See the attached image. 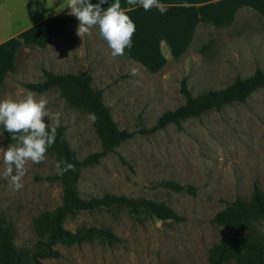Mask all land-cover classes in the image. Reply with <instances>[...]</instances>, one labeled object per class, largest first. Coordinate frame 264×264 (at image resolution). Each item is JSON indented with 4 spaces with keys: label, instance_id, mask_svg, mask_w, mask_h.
Returning a JSON list of instances; mask_svg holds the SVG:
<instances>
[{
    "label": "rangeland",
    "instance_id": "obj_1",
    "mask_svg": "<svg viewBox=\"0 0 264 264\" xmlns=\"http://www.w3.org/2000/svg\"><path fill=\"white\" fill-rule=\"evenodd\" d=\"M78 26L39 44L18 43L0 78V101H19L29 92L37 100L45 97L49 116L44 121L55 125L60 114L64 136L80 159L100 147L88 114L66 102L55 88L35 92L22 83L40 80L42 68L89 74L117 126L134 132L81 167L75 184L78 195L149 197L163 201L183 219L133 215L121 206L79 210L63 219L65 228L103 227L117 239L56 244L61 255L44 258L43 264H208L207 247L231 233V228L210 222L213 213L235 197L247 198L254 184L264 193V85L243 101L205 110L178 125L168 123L149 133L136 129L183 101L181 78L196 94L222 87L255 67L264 68V15L240 8L223 23H197L183 50L150 65L125 55L114 57L98 25L82 38ZM16 145L4 133L0 136V225L8 228L16 246L31 248L39 237L36 216L60 202V184L52 177L58 162L48 151L44 162L29 161L23 188L16 191L4 178L3 162L4 151ZM165 179L192 184L195 192L164 187L160 182Z\"/></svg>",
    "mask_w": 264,
    "mask_h": 264
},
{
    "label": "trees",
    "instance_id": "obj_2",
    "mask_svg": "<svg viewBox=\"0 0 264 264\" xmlns=\"http://www.w3.org/2000/svg\"><path fill=\"white\" fill-rule=\"evenodd\" d=\"M205 46V44L201 45L200 49L203 51ZM41 71L43 77L40 80L25 81L22 85L35 92L55 88L58 95L70 105L87 114L95 113L97 120L92 125L100 147L79 159L64 136L63 126L57 128L55 143L47 151L53 153L57 162L66 161L75 165V170L68 171L63 176L58 175V169L53 173L52 177L60 184V202L52 209L44 210L36 216L34 227L39 237L33 247L16 246L11 240L8 228L0 225V264H43L44 258L61 255L56 244L79 243L94 237L108 242L117 239L116 234L103 227L82 226L75 230L65 228L62 224L63 219L79 210L121 206L133 215L144 214L161 220L183 219L182 214L163 201L149 197H128L114 193L87 198L78 195L75 184L81 167L96 162L101 155L112 151L134 131L117 126L109 108L103 102L101 88L91 85L89 74L54 72L47 68H42ZM262 85H264V68L260 67H255L246 76L234 77L222 87L208 88L196 94L190 92L184 78H181L179 91L183 101L173 108L162 110L149 126L139 127L136 131L149 133L168 123L178 125L180 120L197 116L205 110L219 108L233 101H243L251 91ZM0 127L2 129V126ZM4 134L8 140H11L12 134L7 132ZM160 183L175 191L191 194L195 192V186L189 183H179L171 179L162 180ZM210 222L231 228V233L207 247L205 257L208 264L230 262L264 264V193L256 184L252 186L247 198L235 197L216 210L210 217Z\"/></svg>",
    "mask_w": 264,
    "mask_h": 264
},
{
    "label": "crops",
    "instance_id": "obj_3",
    "mask_svg": "<svg viewBox=\"0 0 264 264\" xmlns=\"http://www.w3.org/2000/svg\"><path fill=\"white\" fill-rule=\"evenodd\" d=\"M93 4L99 0H91ZM116 0H107L105 10ZM167 5L161 14L153 7L145 11L139 4L120 0L121 10L136 25L130 47L124 55L143 65L177 55L200 22L223 23L240 8L254 9L264 15V0H159ZM68 0H0V78L11 65L12 50L21 41L46 42L63 34L79 22L69 15ZM96 27V26H95ZM94 26L90 29L95 28Z\"/></svg>",
    "mask_w": 264,
    "mask_h": 264
},
{
    "label": "clouds",
    "instance_id": "obj_4",
    "mask_svg": "<svg viewBox=\"0 0 264 264\" xmlns=\"http://www.w3.org/2000/svg\"><path fill=\"white\" fill-rule=\"evenodd\" d=\"M107 0H99L93 4L91 0H68L69 15L79 21L77 35L81 38L90 34L93 26H99L100 36L107 41L112 50V55L122 56L126 47L131 46L132 36L136 31V25L131 18L121 10L120 0L105 8L102 7ZM129 5L141 6L145 11L157 8L161 14L167 11V5L159 0H127ZM48 101L41 96L38 100L34 93L29 92L22 100L5 99L0 101V126L4 132L11 135V140L17 142L16 146H9L3 155L6 165L4 178L9 179L14 190L23 188L22 177L27 169L25 165L31 161L39 164L45 161L49 147L55 143L56 131L60 126V114L55 117V125L49 126L44 121L49 116ZM91 123H95L97 116L89 113L87 116ZM63 164V167H61ZM58 175L63 176L68 171H74L75 165L66 161L56 165Z\"/></svg>",
    "mask_w": 264,
    "mask_h": 264
}]
</instances>
